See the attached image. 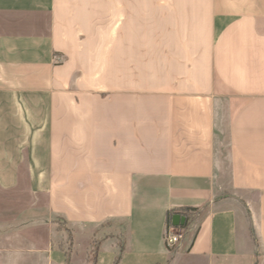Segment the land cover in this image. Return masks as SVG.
Instances as JSON below:
<instances>
[{
    "label": "crops",
    "instance_id": "1",
    "mask_svg": "<svg viewBox=\"0 0 264 264\" xmlns=\"http://www.w3.org/2000/svg\"><path fill=\"white\" fill-rule=\"evenodd\" d=\"M27 255L264 264V0H0V264Z\"/></svg>",
    "mask_w": 264,
    "mask_h": 264
},
{
    "label": "built area",
    "instance_id": "2",
    "mask_svg": "<svg viewBox=\"0 0 264 264\" xmlns=\"http://www.w3.org/2000/svg\"><path fill=\"white\" fill-rule=\"evenodd\" d=\"M183 237V231L180 227L168 225L163 235V242L167 248L175 247Z\"/></svg>",
    "mask_w": 264,
    "mask_h": 264
},
{
    "label": "rangeland",
    "instance_id": "3",
    "mask_svg": "<svg viewBox=\"0 0 264 264\" xmlns=\"http://www.w3.org/2000/svg\"><path fill=\"white\" fill-rule=\"evenodd\" d=\"M66 237H68L67 235H66ZM64 243H65V245L64 244H62L61 246H62V248L63 249H66V248H68L67 246H68V241H67V238H66V240H64ZM71 253L72 252H68V255H69V262L71 261ZM89 256H87V261H86V263H90V261L92 260V255H93V250L92 251H90L89 252V254H88ZM27 262H28V264H45V261H44V259H40L39 257H34V256H29V255H27Z\"/></svg>",
    "mask_w": 264,
    "mask_h": 264
},
{
    "label": "water",
    "instance_id": "4",
    "mask_svg": "<svg viewBox=\"0 0 264 264\" xmlns=\"http://www.w3.org/2000/svg\"><path fill=\"white\" fill-rule=\"evenodd\" d=\"M172 225L173 227H179V226H183L184 225V219L180 218L179 216L175 215L172 218Z\"/></svg>",
    "mask_w": 264,
    "mask_h": 264
},
{
    "label": "trees",
    "instance_id": "5",
    "mask_svg": "<svg viewBox=\"0 0 264 264\" xmlns=\"http://www.w3.org/2000/svg\"><path fill=\"white\" fill-rule=\"evenodd\" d=\"M171 214H168V217L170 216ZM186 217V220H187V213H185L184 215ZM186 226V224L184 225V227Z\"/></svg>",
    "mask_w": 264,
    "mask_h": 264
}]
</instances>
